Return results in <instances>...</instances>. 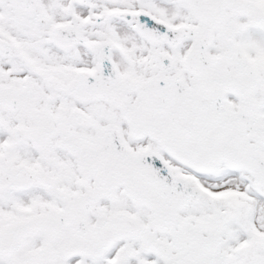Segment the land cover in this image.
Listing matches in <instances>:
<instances>
[{"label":"snow or ice","instance_id":"obj_1","mask_svg":"<svg viewBox=\"0 0 264 264\" xmlns=\"http://www.w3.org/2000/svg\"><path fill=\"white\" fill-rule=\"evenodd\" d=\"M0 264H264V0H0Z\"/></svg>","mask_w":264,"mask_h":264}]
</instances>
